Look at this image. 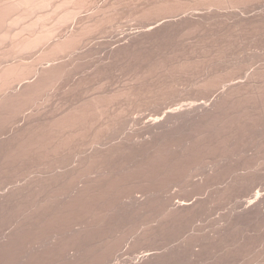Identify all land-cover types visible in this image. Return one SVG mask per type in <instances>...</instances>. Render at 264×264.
<instances>
[{
	"label": "bare ground",
	"instance_id": "6f19581e",
	"mask_svg": "<svg viewBox=\"0 0 264 264\" xmlns=\"http://www.w3.org/2000/svg\"><path fill=\"white\" fill-rule=\"evenodd\" d=\"M99 1L97 2V0H0V53H2L4 56L7 55L9 57L8 59H10V60H11V57L13 55H14L13 57L15 58V61L14 60H12L11 62L6 61L3 64L1 63L2 61L0 60L1 61L0 62V175H2L3 173H5L4 175H6L8 173L10 174L12 171L15 172L19 169H22V168L24 169L25 166L27 167V170H28L29 168L33 169V167L35 168L36 166H39L38 168H40V166L44 165V169H45V164H46L49 166V167L46 166L47 171L49 169L52 172L53 171L52 169H55V171H54L55 173L52 172L53 173L52 175L50 172L51 176L50 175L42 176V177L38 176L39 177L38 178L36 175H34L37 178L36 177L31 178V180H29L28 182L26 181L25 184H23V185H21L22 183L20 185L17 184V186L0 193V264H79V263L81 264L85 260H89V261L94 260L93 261L94 263H95V260H97L96 263L100 264V263H104V262H107L109 260H112V258H114L116 256L118 250L121 249L120 247L122 245V242H120L118 240V235L120 233L117 234L116 231H115L116 233L114 231H113L114 232L113 233L112 230L110 232L105 231V228H107V227H105V222H106L105 220H107L106 218H108V214L110 213L111 209L114 208L117 196H118L119 192L122 191L123 188H125L126 186L127 187L132 186L133 188L143 187V186H145V184L152 183L155 179H158L159 177H164V176L168 175L169 173L171 174L172 172L176 171V169H179V167L181 166L180 163H183L185 161L184 159H186L188 157L189 158L193 157L194 153H195L194 150L197 148L199 150V147H197V146H199V144H198V142H199L198 137L199 136H197L198 141H196L197 139L194 136L192 138H189V140L186 142L187 145L184 143L185 146L183 144H181L182 140H180L179 139L180 137L178 138V136L181 133H183L185 130L195 128L197 131H198V129H200V131H201V128L207 127L209 125H213L220 116H223L222 115L223 112L227 111V108L232 104V102H235L237 99V101L235 103H238L239 98H241V100H242V97H241L242 94H244L245 96L247 94L249 96L250 92L254 91V93L253 94L251 93L250 95H253V96H254V94H255V96L258 95L255 98H259L260 100L259 99H257V100H259L261 102V105L257 102L259 104L257 106V108H259V106H261L260 108L264 109V89H263L264 87L261 86V85L264 86V84H261V82H259V80L262 81V79H260V78H263V81H264V66H262L263 63H262V65H260V67L257 66L256 69L253 67L254 69H252L249 73L246 72L247 73L246 76L243 77L244 81L242 78L241 79L239 78L240 80L235 82V80L237 78H234V77L232 78V76L230 78H229V76H228V78L223 76V78H222V76H220L221 73L219 71L212 72L211 74H209L208 77L206 75H203V76H206V78L201 85L203 88L207 89L206 91H208V89L213 90V89L221 86L222 90L219 92V94H217V96H214L213 99H208L206 101L205 100L204 101L199 100V99L203 100V98H199L197 100L195 99L194 102L190 101L191 103H188L189 102L188 101L189 96H188V99L186 100V101H188L187 102L188 104L185 101L184 102L185 104L182 102L181 106H180V104H179V106H176V104L174 106L170 100V103L173 106L168 105L170 107H166L167 109H163L164 111L162 110V112H159L158 110H160L162 108L161 106H164V103H167L166 100H167V96L169 94V90L171 91V88H173L172 85H174V83H170L169 80H168L169 83L168 82L162 83L160 81V78H159L160 84L140 85V84H142L140 81V83H139L140 86L137 85V87H136L135 84H137V83H135L134 84L135 86H133L131 88L129 87L126 89L125 88L126 86H125L124 87L125 89L123 91H122L123 88L121 89L120 92L117 90L119 93L118 92L115 93L116 92V89H115V91L111 90V91H108V93L106 92L107 95H104L102 93H101V95L98 93L99 96L93 95L90 97V95H89L90 98L85 97L87 100L82 99L83 100L82 102H80V99H79L80 103H77V104H75L76 101L74 102V101H72V99L69 98V100H71L72 103L74 102V104L68 103V104H70L68 106L66 104L67 102H65V105H67V106L62 105L63 107L61 105H60L61 107L58 105H56L54 107V105H53L54 109L49 110V112L47 110V113L44 112V110L42 108L43 107L42 104H41L42 110L38 109V108L33 109L34 107H38L41 102L42 103L43 102L48 103V101L51 100L50 98L52 97L53 94L56 95L57 93H59V91H61L64 87V85H62V82H65V81H63L65 76L66 75L68 76L69 74H70V76H72L71 74H73L76 70L80 69L81 67H84L82 65L85 62L84 59L86 58L87 55H91L92 53H95V52L98 53V50H102V49H100L101 47L100 48L98 47V45H100L99 43H102V42H99L97 40L95 42L94 38H96L95 36L97 34H100V33L104 34V33L109 32V30H107L105 28V27H107L105 25L108 24L109 21H110V24H112L111 19H113V16L111 15L112 17H109V15H110L109 13H108L109 15H107L108 18L106 16V14H105L106 18H105V16L104 17L101 16L102 13L99 15V13L102 12L101 8L105 6V5H101L102 6L101 7ZM115 1H117V0H115ZM237 1H239V0H216V1H214V0H207V1L206 0H203V1L202 0H158L157 1L158 3L155 2L152 4L153 6L147 5V7H145V8L142 7L143 9L141 8V10L138 9L136 14L138 16V13H139L140 14L139 16H142L141 18H147V17L154 18L155 15H152V13L157 14V16H155L156 18L158 16H161V15H162V17L159 18V20H157L156 22H152V20H151L152 23L150 21H147L150 23L145 24L144 27L140 26V28H142V29L139 31L137 30L136 33L132 32L133 35H127L126 33H124L125 35L123 34L124 36L123 37L120 36V38L118 36V39L116 37V35H117L116 33H118V32L115 33L116 34L115 36L109 35L110 37L111 36L115 37L117 40L115 38L114 39L116 41L113 38L109 39L110 43L113 40V42L109 45L114 44L116 46H114V47L110 46L111 48L108 50L109 52H107V53L112 57V59L113 58H119L123 55H129L131 53L135 54L134 52L138 48L141 49L142 47H144L145 44L146 45L148 44L150 46L151 43L156 44V43H158V41L162 42L164 39L166 40V38L168 36H170L171 33H174V31H176V30L177 31L182 30V29L184 30L185 28L186 29H191V28L194 29V27L197 28V26H199L200 24H202L206 20H208V21H210L211 19L213 20L215 13H216V18H217L218 13L221 14L222 12L226 13V12L234 11V10L237 11L236 7H238V3H239ZM258 1H260V0H258ZM107 2H109V1H107ZM143 2H144V0H143ZM202 2L205 3V4L203 3L204 5L208 6L205 9V12H204V10H202L203 12H200L201 9L197 8L199 5L193 6L194 4L195 5L198 3L201 4ZM98 3H99V5H98ZM137 3H139V2H137ZM260 3H262V2H260ZM144 4H146V3H144ZM141 5H142V3H141ZM258 5H259V3H258ZM144 6H146V5H144ZM212 6L217 7L216 12H214L215 8ZM252 6L250 4V7H252ZM261 6H263V5H261ZM107 7L109 8V6H107ZM263 7H262V10L260 9L262 11L261 13L258 12L259 13L258 14L256 12L258 15H256V16L253 15L255 17H253V18L250 17L248 20H246L247 18L245 19L249 23V25L254 24V23H261V24L264 23V12H263L264 8ZM86 9H88L87 10L88 12L86 11ZM134 9H136V8L134 7ZM89 10H92V11H89ZM104 10H105V8L103 9V12H105ZM190 10H191V12H189ZM249 10H251V8ZM179 11H180V13H182L181 11H184L185 13H186V11H188L187 12L188 14H185L183 12V14H181L179 16V14H180L179 13L178 16H176V17H175V15L172 16L173 14L168 15L170 13H174V12L176 13ZM236 11H234V13ZM112 12H110V13H112ZM114 12L117 13L115 10H114ZM241 12L243 13V10ZM246 12H248V11L246 10ZM105 13H107V12H105ZM132 13H134V12L132 11ZM128 14H130V13L128 12ZM122 15H121V17H123ZM134 16H135V14H134ZM242 16L245 17L244 14H242ZM125 17H127V16H125ZM177 17H179V18H177ZM226 17H227V15H226ZM247 17H248V14H247ZM219 18L220 17L218 16V19ZM222 18H224V17H222ZM77 19L79 21L74 26L72 24L73 27L70 26V24L72 22L76 21ZM154 20H155V18H154ZM226 20H228V19H226ZM226 20H224V21H226ZM234 20H237V19L235 18ZM137 21H139V20H137ZM212 22L213 21H211V24L214 23V22L213 23ZM113 23H114V21H113ZM115 23H117V22H115ZM115 23H114V25H115ZM120 23H118V24H120ZM124 24H125V22H124ZM126 24H128V23H126ZM215 24H217V23L215 22ZM225 24L226 23H224V25ZM128 25H130V24H128ZM135 25H134V27H135ZM115 27H117V26H115ZM136 28H137V26H136ZM229 28H231V27H229ZM246 28H248L247 25L245 27V30H246ZM116 29H118V28H116ZM128 29H129V26H128ZM132 29H133V27H132ZM205 29H207V28L205 27ZM113 30L115 31L114 28H113ZM198 31H200V30L198 29ZM219 31H220V29H219ZM236 31H239V30H236ZM228 33H230V32H228ZM235 33H237V32H235ZM119 35H121V34H119ZM220 35L221 34H219V36ZM236 35H234V36H236ZM127 36H129V37H127ZM174 36H176V35H174ZM195 36H196V34H195ZM203 36H205V35H203ZM108 37H105V38L108 39ZM249 37H250V35H249ZM208 38H209V36H208ZM92 39L94 41V42L91 41L93 44L90 43L91 44L90 46H89V44H87V46H86V43L89 42L88 40H92ZM107 39L106 40L103 39L105 44H103V43H102L103 45L101 44L102 48L104 46H106V48H104V50L108 49V47H109V45H107L109 43L108 42L109 40H107ZM187 39H185V40H187ZM98 40H100V39L98 38ZM217 40H218V38H217ZM105 41H107L108 43H106ZM215 41H216V39H215ZM254 41H255V39H254ZM252 42H253V40H252ZM255 42H257V41H255ZM202 44L204 45V43H202ZM260 44H261V42H260ZM197 45H198V42H197ZM257 45H259V44H257ZM86 47H88V48H86ZM150 48H151V46H150ZM157 48H158V46H157ZM251 48H253V46ZM186 49H188V48H186ZM214 49H215V47H214ZM155 50H156V48H155ZM193 50L195 51L196 49H193ZM197 50H198V48H197ZM205 50H206V48H205ZM256 50H257V47H256ZM105 51H107V50H105ZM105 51H104V53H106ZM224 51H226V50H224ZM99 52H101V51H99ZM137 52H138V50H137ZM219 52H221V51H219ZM238 52H240V50ZM246 52L248 54V51H246ZM257 53L259 54V51ZM15 54L16 55L18 54V56L20 54L21 57L19 56L20 58L18 60H16L17 56L15 57ZM21 54L23 55V58H22ZM25 54L29 55L28 57H30V58H32V57L34 58V56H35V58L32 61L28 58V60H30V61L26 62L24 60ZM140 54H142V53H140ZM199 54H201V53H199ZM26 55H25V57H26ZM107 55H105V56H107ZM207 55H208V53H207ZM228 55H230V54H228ZM253 55H256V54L254 53ZM194 56L196 57L195 54H194ZM209 56L211 57V55H209ZM216 56H217V54H216ZM258 56H260V54ZM1 57L3 58V56H1ZM178 57H180V56H178ZM5 58H7V57H5ZM14 58H12V59H14ZM121 58H123V57H121ZM146 58H147V56H146ZM228 58H230V57H228ZM232 58H234V57H232ZM252 58H253V56H252ZM263 58H264V56H263ZM8 59H6V60H8ZM156 59H158V58H156ZM219 59H222L221 56H219L218 60ZM235 59L238 60L237 57ZM255 59H256V57H255ZM261 59H262V57H261ZM86 60H88V59H86ZM166 60H168V59H166ZM174 60H175V58H174ZM189 60H190V57H189ZM206 60H208V59H206ZM250 60H251V58H250ZM250 60H249V62H250ZM186 61H188V60H186ZM224 61H223V63H224ZM243 61H244V59H243ZM7 62H9V63H7ZM117 62H119V61H117ZM193 62L194 61H192V62L189 61L187 63V65H189V63L193 64ZM197 62H198V60H197ZM199 62H201V61H199ZM228 62H233V61H228ZM259 62H260V60H259ZM157 63H158V61H157ZM181 64L182 65H180V66H184L183 64H185V67L179 68L178 66H176L175 68L178 67L177 68L178 70L182 69L180 71V73L184 74V71L186 70L185 72H187V70L190 68V66L195 65L196 62L193 65L190 64L189 67L186 65V63H181ZM110 65H111V63H110ZM124 65H127V64H124ZM202 65H204L203 62H202ZM235 65L238 66L239 63L238 64L235 63ZM235 65H234V67H235ZM252 65H255V64H252ZM220 66L222 67V65H220ZM205 67H206V65H205ZM109 68H110V66H109ZM143 68H145V67H143ZM151 68H154V67H151ZM175 68L172 67L173 70H175ZM186 68H188V69H186ZM193 68H194V66H193ZM238 68H240V67L238 66ZM248 68H250V67H248ZM213 69H211V71ZM147 70H149V69H147ZM168 70L164 71V72H167V74L169 73V75H172V76L174 75V72H175V74H180V73H178L179 72L178 70H175L173 73L171 70H169V71ZM229 70H230V68H229ZM111 71H112V69H111ZM152 71L153 70H151L150 72H152ZM204 71H206V70H204ZM226 71L227 70H225V72ZM154 72L156 73V71H154ZM239 72H242V71H239ZM126 73H127V71H126ZM205 73H203V74H205ZM78 74H80V72ZM147 74H148V72H147ZM147 74H146V76H147ZM200 74H201V72H200ZM231 74H233L232 71H231ZM111 75L112 74H110V76ZM161 75H162V73L160 74V77H161ZM223 75H225V74H223ZM128 76H130V74ZM157 76H159V75H157ZM77 77H79V76H77ZM99 77H100V75H99ZM73 78H75V77H73ZM186 78H187V76H186ZM202 78L204 79V77H202ZM156 79H158V78L156 77ZM156 79H155V81H156ZM213 79H215V81H213ZM67 80H68V77H67ZM72 80L69 77V80H68V81H70L69 86H70V83L73 82V84H71V89L75 90V89L79 88L80 86L83 87V85H84L83 79L78 81V82H75V83ZM111 80H112V78H111ZM197 80H198V78H197ZM102 81H103V79H102ZM163 82H164V80H163ZM226 82H230V83L226 84ZM96 83H97V81H96ZM98 83H99V80H98ZM144 83L147 84L146 81ZM95 85H94V87H95ZM188 85H189V83H188ZM190 85H191V83H190ZM199 85H200V83H199ZM99 87H100V85H99ZM199 87H201V86H199ZM83 88H85V87H83ZM175 89H177V87ZM199 89H198V91H199ZM185 90H189V89L187 88ZM194 90H196V89H194ZM84 91L86 92L85 89H84ZM112 91L114 92V94ZM183 92H184V90H183ZM209 92H210V90H209ZM209 92H207V93H209ZM247 92H249V93H247ZM71 93H72V91H71ZM74 93H75V91H74ZM82 93H84V92H82ZM90 93H91V91H90ZM200 93H201V90H200ZM216 93H217V91H216ZM172 94H173V92H172ZM175 94H176V91H175ZM184 95H186V94H184ZM119 96L126 97L128 102L126 101V99H125V101L127 102L128 106L129 105L135 106L136 104H139L138 102L140 100L142 101L143 97L144 98L146 97L147 100L149 99L148 101L146 100L147 103L149 102V104L161 105L160 106L161 108L159 107L160 109L157 107V109H158L157 111L160 114L158 113V114L154 115L153 117L151 116L150 119L145 120V116H144V118H143V116L141 118L140 117L141 114L138 112L140 115L138 117L136 116L135 118H133L134 114H133V116L130 114V116H132L130 119L131 121H130V120H128L129 119L128 114H126V113L127 112L131 113V111H128L127 110L128 108H126V106L122 107L124 109H122L120 107L121 110L119 108L118 112L116 109V112L113 111L111 113H108L111 110V108H110L109 111L105 113V111L107 109L106 107L110 103H112L114 101V99L116 100L117 97L119 98ZM170 96H171V93H170ZM170 96L168 98H170ZM207 96H208V94H207ZM245 96H243V97H245ZM180 97H181V95H180ZM196 97H197V94H196ZM184 99H186V98H184ZM143 100L145 101V99H143ZM57 101H56V103H57ZM68 102H70V101H68ZM126 102H124V103H126ZM129 102H130V104H129ZM235 103H233V106H235ZM244 103H245V101H244ZM118 105H120V104H118ZM122 105L124 106V104H122ZM155 105H153V106H155ZM110 107H111V105H110ZM30 108L32 109L31 111L29 110ZM132 108L133 107L129 108V110ZM149 108H150V106H149ZM113 109H114V107H113ZM141 109H144V108H141ZM153 109H156V108H152V110ZM146 110H148V109H146ZM230 110L233 111V108L230 107ZM136 111H138V110H136ZM142 112H144V111H142ZM138 113H136V114H138ZM125 114L127 115L128 119H126ZM232 114H233V112H232ZM21 115L23 116V120L17 121V119ZM105 115H106V117H104ZM261 115H263V114H261ZM22 116L20 117L21 119H22ZM148 117H150V116H148ZM261 120H263V119H261ZM130 122L134 123V124H132L133 126H131L132 128H130L131 131H129V134L126 135L125 138H123L119 142H115L114 144H112V143L109 144L110 143L109 142V143H107L109 145H106L105 141H104L105 143H103V140L106 137H108L110 135V133H112V132L118 133L120 130L121 131L124 130V128L130 124ZM12 123H17L16 127L13 126V127H15L13 130H11V127L9 126ZM238 123H240V122H238ZM7 126L10 127V130H11L10 133H9V131H8V133L4 132V130L9 129V128H6ZM255 126H256V124H255ZM259 129H260V127H259ZM126 132H128V130ZM113 133L111 134L112 136L114 135ZM86 135H88V138H89V135H92L93 140L92 141L90 140V141L92 142V145H94V146H91L93 148L90 149V151L85 152L82 157L80 156L81 158L79 157V159H77V162L72 167L69 168V166H71L72 163L70 164L71 161H68V157H67V155L69 154L68 151H71V149L72 148L74 149V147L76 148L77 145L80 144V142H79V141H81L80 139L84 140ZM237 135L238 134H236V136ZM242 135H244V134H242ZM115 136H116V134H115ZM200 136H202L201 132H200ZM116 138L118 139V137H116ZM178 139H179L180 143H179ZM107 140H109V139H107ZM202 140H204V139H202ZM85 141H86V139H85ZM183 142H185V141H183ZM85 143L87 144V142H85ZM81 144H82V142H81ZM89 144L91 145L90 142H89ZM256 146H257V144H256ZM69 148H70V150H68ZM79 148H80V145H79ZM88 148H90V147H88ZM210 148H211V146H210ZM77 149H78V147H77ZM80 149H82V147ZM75 151H76V149H75ZM75 151L73 152V150H72V152H70V155H71V153L72 154L75 153V155H76L77 151L76 152ZM84 151H86V149ZM228 152L230 153V151H228ZM242 152H243V150H242ZM81 153L82 152H80L79 154H81ZM77 155H78V153H77ZM71 157H72V155L70 156V158ZM219 158H220V156H219ZM262 161L263 160H261V162ZM68 162H69V164H68L69 166L68 165L66 166V164ZM245 162H246V160H245ZM221 163H223V161ZM178 164H179V167L177 166ZM26 167H25V169H26ZM233 167H235V166H233ZM59 168H64V169L59 171ZM220 168H222V167H220ZM25 169H24V171H25ZM30 169H29V171L31 172ZM36 169H37V167H36ZM42 169L43 168H41V170ZM198 169H200V168H198ZM193 170H195V169H192V171ZM214 170H216V169H214ZM22 171L23 170H20V172H22ZM26 172H28V171H26ZM180 172H182V171H180ZM15 174H19V172L15 173ZM23 174H24V172H23ZM188 174H189V172H188ZM194 174H196V173L194 172ZM206 174H207V172H206ZM29 175H32V173ZM225 175H227V174H225ZM15 176H17V175H15ZM180 176H182V175H180ZM2 177L0 178L1 180H2ZM203 177H205V176H203ZM208 177H209V175H208ZM230 177H232V176H230ZM195 178H196V176H195ZM191 180H192V178H191ZM261 180H263V179H261ZM188 181L189 180H187L186 182H188ZM239 181H241V179ZM228 182L229 181H227V183ZM235 183H236V181H235ZM179 184H181V183H179ZM176 185H177V183H176ZM234 186H236V185H234ZM132 187H130V188H132ZM155 187H157V186H155ZM6 188H8V187H6ZM167 188H169V187H167ZM228 189H229V187H228ZM132 190L134 191V189H132ZM166 191H168V190H166ZM161 192L163 193L162 189H161ZM221 193H219V194L221 195ZM236 193H237V191H236ZM132 194H133V192L131 193V195ZM134 194H136V192ZM231 194H233V193H231ZM140 195H141V193H140ZM164 195H166V194H164ZM262 195L263 194H261V196ZM139 196H136V197H139ZM158 196L155 197L150 192L146 193V196L143 198H141V197L140 198H136V197L132 198L133 195L130 196L131 202H129V203H132V206H130L129 204L128 205L131 207L130 209L133 212V213L132 212L131 213L132 214L136 213L139 216L144 215V213L148 214L149 210L150 209L152 210V207L155 206V204L157 203V206H159V205L161 206L160 208L162 209V215L164 216L165 219L169 218V220L172 219L173 222L178 223V222L185 221L187 219L190 220V218L192 219V217L195 216L197 214V212L201 211L202 208L205 209V205H207V204H205L206 202H203L202 200L198 201V202L195 201L196 203L192 202L191 204L190 203L187 204V200H181V201H177V203L174 205L171 203L172 202L171 197L170 198L166 197V196L161 197V195H160L159 197H161V198H158ZM169 196H170V194H169ZM261 196L255 195L254 197L256 199L255 198L254 199L256 201L255 200L252 201L253 203L255 202L254 205L252 206V204L250 202L251 207H248L247 206L249 204V202H248V204H246L247 207L246 206L244 207V209L245 208H247V209L246 210L243 209V211L239 217L242 218V217H244V215L245 216L249 215V217H250V215H252L251 217H253V214L254 215L260 214V212L263 211V209H264V198H261ZM123 197H124V195H123ZM218 197H219V195H218ZM155 199H157V201H159L160 203L158 204V202H156ZM216 199H217V197H216ZM228 199H229V197H228ZM214 201H215V199H214ZM171 204H172V207H171ZM204 209H203V211H204ZM261 214H262V212H261ZM256 216H258V215H256ZM157 217H158V215H157ZM137 219H138V217H137ZM229 220L231 221V218ZM167 221H168V219H167ZM196 221H197V219H196ZM111 222H113V221H111ZM261 222H263V220ZM190 223H192V222H190ZM236 225L237 224H235L234 227H236ZM257 225H258V223H257ZM172 226H173V224H172ZM222 226H223V224H222ZM115 228H116V226H115ZM143 228H145V227H143ZM218 228H217V232H218ZM220 228H221V226H220ZM247 228H248V226H247ZM207 229L209 230V228H207ZM116 230H117V228H116ZM123 230H124V228H123ZM192 230H194V229H192ZM225 230H226V226H225ZM244 230H245V228H244ZM175 231H177V230H175ZM170 232H172V231H170ZM204 233H206V232H204ZM159 234H161V233H159ZM167 234H165V235H167ZM199 234H200V232H199ZM214 234H215V232H214ZM229 234H230V232H229ZM189 236H191V235H189ZM203 236H205V235H203ZM193 237L190 240L188 238V241H185V242L182 241L183 243L180 245H178V243H177V247L172 248V249L170 248V250L168 252L165 249H164V251L160 250V252L162 251L161 253L159 251H157L158 256H159V253L162 255V256L160 255L159 258L156 255L157 258L159 260H161L160 263L161 264H164L165 262L168 263V262L174 260L175 258H178L182 252L185 253L184 250H188V249L190 250L192 247L195 246V244L197 242L201 241L199 238H197V237L193 238ZM247 237H248V235H247ZM215 238H216V236H215ZM164 239H165V237H164ZM180 239H182V238H180ZM240 239H241V237H240ZM150 240H152L151 235L144 233V235H142V237L135 240V242L133 244H134V247H136V246L141 247L143 245L147 246V243ZM233 241H234V239H233ZM160 242H161V240H160ZM155 244H157V243H155ZM198 244H200V243H198ZM234 244H235V242H234ZM251 247H253V246H251ZM194 248H196V247H194ZM147 250H149V251H147ZM147 250L145 252L146 254L144 253L142 256L140 255L141 257H140L139 263L135 262L136 264H155V262L153 263V261L156 260V258H155L156 256L154 254L156 252H153L154 249H150V248ZM165 251H166V253H165ZM249 251H251V250H249ZM200 252H202V251H200ZM153 256H155L154 260H152ZM193 256H194V253H193ZM228 257H229V255H228ZM250 257H249V259H250ZM55 258H57V259H55ZM202 258H203V256H202ZM158 259L156 261V264H160ZM260 261H262V260H260ZM110 262H112V261H109L108 263H110ZM245 263H247V262L245 261ZM182 264H183V262H182ZM213 264H215V263H213ZM225 264H226V262H225Z\"/></svg>",
	"mask_w": 264,
	"mask_h": 264
},
{
	"label": "rangeland",
	"instance_id": "374dc122",
	"mask_svg": "<svg viewBox=\"0 0 264 264\" xmlns=\"http://www.w3.org/2000/svg\"><path fill=\"white\" fill-rule=\"evenodd\" d=\"M99 0H97L98 2ZM109 1V2H107ZM113 1V2H112ZM146 1V2H145ZM151 1V2H150ZM153 1V2H152ZM158 0H100L99 3H100V6L101 5H105L104 7L101 8V11L99 13V15L101 14V16H106L109 15V17H112L113 16V19H111V23L110 24V21L108 22V24H106L105 27L107 30H109L108 33H100V34H97L95 37L97 38H94L95 42L96 40L99 41V42H102L103 44L104 40H106L107 38L105 37H108L109 35H113L115 36L116 34V37L118 39V36L120 38L123 37L126 33L127 35H133L132 32L136 33L137 30H141L142 28L141 27H144L145 24H149L152 20V22H156L157 20H159V18L162 17L161 16H158L157 18L155 16H157L156 13H152V15H155L154 18L152 17H147V18H141L142 16H139L140 14L138 13V16H137V10H141V8H145L147 7V5L151 6L153 3L157 2ZM203 1V0H202ZM207 1V0H206ZM216 1V0H214ZM243 1V2H242ZM250 1V2H249ZM134 2V3H133ZM139 2V3H137ZM149 2V3H148ZM205 2V1H204ZM202 2L201 4H194L193 6H197L199 5L197 8L201 9L200 12H203L202 10H204L205 12V9L208 7L206 5H204L205 3ZM239 2L238 3V7H236L237 11L234 13V11H229V12H222L221 14H217V18H216V13H215V16L213 18V20L211 19L210 21L206 20L204 21L202 24H200L199 26L191 28V29H182V30H179V31H174V33H171L170 36H168L166 38V40L162 41V42H159L158 43H149L150 46L147 44L144 45V47H142L141 49L138 48V52L137 50H135V54H129V55H123L119 58H113L107 53L109 52L108 50L113 46H116V45H109L113 42L110 43V38H115V37H108L107 40H109L108 42L105 41L106 43H108L107 45H109L108 49H105L107 51L104 50V48H106V46H104L102 48V43H99L100 45H98V47L102 50H98V53H92L91 55H87L86 58L84 59V63L82 66H86L85 68L84 67H81L80 69L76 70L73 74H71L72 76H70V74L67 76H65L64 80L65 82H62V85H64L63 89L61 91H59V93H57L56 95L53 94L52 97L50 98L51 100L48 101V103H40L38 107H34L33 109H41V104H42V108L44 110V112L47 113V110L49 112V110H53V105L54 107L56 105L58 106H62V105H65V102H67L66 104L69 106L72 101H76L75 104L77 103H80L82 102L83 100L82 99H86V98H90L91 96H99V94L101 95L104 94V95H107L108 91H111V90H114L116 89V92L117 93L118 91L120 92L121 89L122 91L126 88H131L133 86L137 85L140 86V85H155V84H160V81L162 83H174L173 88H171V91L169 90V94L167 96V103H164V106H161V105H155V104H149V102L147 103L146 100L147 98L143 97L142 98V101L140 100L138 103L139 104H136L135 106H131L127 104L128 100L126 99V97H122V96H119V98L116 100L114 99V101L112 103H110L106 108V112L109 111V109L111 108V110L108 112V113H111V112H116V109H117V112H118V109L121 107H125L128 108L127 110L128 111H131V113L127 112L126 114H128V118H127V115L125 116L126 119L130 120L131 117L133 116V118H135L136 116L138 117L140 114V117L144 118L145 116V120L147 119H150L151 116L153 117L154 115L158 114L159 112H162L163 109H167L166 107H170V106H180L182 105V102L184 103L187 99H188V96H189V99L188 101H186V103H191V102H194V100L196 99H199V98H203L202 99H199L200 101H206L208 99H213L214 96H217V94H219V92L222 90L221 89V86H219L218 88H215V89H208V91H206L207 89L203 88L202 87V83L203 81L205 80L206 76L208 77L209 74H211L212 72H215V71H219L221 73L220 76H225L229 78L232 76V78H237L235 80L238 81L240 80L241 78L243 79L244 81V76H246L247 73H249L252 69H256L257 66L260 67V65H263L264 66V23H254V24H251L249 25V23L246 21L248 20L250 17H255L256 15H258L259 13L258 12H262V7L264 6V1L263 0H239L237 1ZM242 4H241V3ZM246 4H245V3ZM262 2V3H260ZM98 3V5H99ZM124 3V4H123ZM142 3V5H141ZM146 3V4H144ZM158 3V2H157ZM204 3V4H203ZM259 3V5H258ZM118 6H116V5ZM137 4V5H136ZM173 4V3H172ZM245 6H244V5ZM250 4L252 7H250ZM127 5V6H126ZM140 5V6H139ZM146 5V6H144ZM249 5V6H248ZM256 5V6H255ZM263 5V6H261ZM109 6V8L107 7ZM123 6V7H122ZM153 6V5H152ZM206 6V7H205ZM261 6V7H260ZM114 7V8H113ZM117 7V8H116ZM131 7V8H130ZM134 7L136 9H134ZM215 8V11L216 12V6H212ZM241 7V8H240ZM245 7V8H244ZM92 8V7H91ZM105 8V12H103V9ZM142 8V9H143ZM213 8V9H214ZM243 8V9H242ZM251 8V10H249ZM264 8V7H263ZM111 11H110V10ZM130 9V10H129ZM136 11H134V10ZM241 9V10H240ZM261 9V10H260ZM88 9H86L87 11ZM114 10L117 12L115 13ZM128 10V11H127ZM226 10V9H225ZM240 10V11H239ZM243 10V13L241 12ZM246 10L248 12H246ZM264 10V9H263ZM89 11H92V10H89ZM109 11V12H108ZM113 11V12H112ZM131 11V12H130ZM132 11L134 13H132ZM239 11V12H238ZM88 12V11H87ZM86 12V13H87ZM112 12V13H110ZM128 12L130 14H128ZM182 13L179 12H174V13H170L168 15H172L175 17L183 14L184 11H181ZM188 11H186L185 14H188L187 13ZM191 12V10L189 11ZM233 12V13H232ZM251 12V13H250ZM258 14H257V13ZM264 12V11H263ZM109 13V14H108ZM125 15H124V14ZM231 13V14H230ZM238 15H237V14ZM248 14V17H247V14ZM114 14V15H113ZM123 14V15H122ZM135 14V16H134ZM184 14V15H185ZM190 14V13H189ZM235 16H233V15ZM242 14L245 15L242 16ZM250 14V15H249ZM112 15V16H111ZM121 15L123 17H121ZM132 17H130V16ZM221 15V16H220ZM227 15V17H226ZM255 15V16H253ZM105 16V18H106ZM115 16V17H114ZM127 16V17H125ZM218 16L220 17L218 19ZM240 18H239V17ZM120 17V18H119ZM224 17V18H222ZM233 17V18H232ZM243 17V18H242ZM108 18V16H107ZM117 18V19H116ZM137 18V19H136ZM179 18V17H177ZM237 19V20H234V19ZM247 18V19H246ZM122 19V20H121ZM124 19V20H123ZM228 19V20H226ZM233 21H232V20ZM246 19V20H245ZM139 20V21H137ZM218 20V21H217ZM220 20V21H219ZM226 20V21H224ZM79 20L77 19L76 21L72 22L70 24V26H73L78 22ZM115 25H114V23ZM119 21V22H118ZM122 21V22H121ZM125 24H124V22ZM127 21V22H126ZM133 21V22H132ZM137 21V22H136ZM141 21V22H140ZM147 21H150V22H147ZM211 21H213L211 24ZM237 21V22H236ZM239 21V22H238ZM242 21V22H241ZM246 23H245V22ZM121 22V23H120ZM143 22V23H142ZM145 22V23H144ZM151 22V23H152ZM215 22L218 24H215ZM235 22V23H234ZM120 23V24H118ZM130 25H128V24ZM133 23V24H132ZM139 23V24H138ZM142 23V24H141ZM224 23H226L224 25ZM230 23V24H229ZM245 23V24H244ZM118 24V25H117ZM136 24V25H135ZM138 24V25H137ZM205 24V25H204ZM221 24V25H220ZM229 24V25H228ZM235 24V25H234ZM238 24V25H237ZM243 24V25H242ZM259 24V25H258ZM122 27H121V26ZM135 25V27H134ZM231 25V26H230ZM246 25L248 26V28H246L245 30V27ZM72 26V27H73ZM114 26V27H113ZM117 26V27H115ZM119 26V27H118ZM128 26H129V29H128ZM137 26V28H136ZM221 26V27H220ZM241 26V27H240ZM110 27V28H109ZM112 27V28H111ZM125 29H124V28ZM133 27V29H132ZM205 27L207 29H205ZM211 27V28H210ZM231 27V28H229ZM113 28L115 29V31L113 30ZM118 28V29H116ZM122 28V29H121ZM251 28V29H250ZM254 28V29H253ZM261 28V29H260ZM67 29V28H66ZM128 29V30H127ZM135 29V30H134ZM198 29L200 31H198ZM202 29V30H201ZM220 29V31H219ZM233 29V30H232ZM256 29V30H255ZM113 30V31H112ZM122 30V31H121ZM127 30V31H126ZM212 30V31H211ZM214 30V31H213ZM231 30V31H230ZM236 30H239V31H236ZM190 31V32H189ZM204 31V32H203ZM209 31V32H208ZM118 32V33H116ZM208 32V33H207ZM223 32V33H222ZM226 32V33H225ZM230 32V33H228ZM234 32V33H233ZM237 32V33H235ZM244 32V33H243ZM111 33V34H110ZM116 33V34H115ZM183 33V34H182ZM188 33V34H187ZM192 33V34H191ZM194 33V34H193ZM218 33V34H217ZM225 33V34H224ZM232 33V34H231ZM242 33V34H241ZM248 33V34H247ZM251 33V34H250ZM103 34V35H102ZM121 34V35H119ZM124 34V35H123ZM196 34V36H195ZM208 34V35H207ZM210 34V35H209ZM212 34V35H211ZM215 34V35H214ZM219 34H221L219 36ZM237 34V35H236ZM239 34V35H238ZM255 34V35H254ZM176 35V36H174ZM179 35V36H178ZM205 35V36H203ZM214 35V36H213ZM218 35V36H217ZM225 35V36H224ZM229 35V36H228ZM236 35V36H234ZM247 35V36H246ZM250 35V37H249ZM182 36V37H181ZM200 36V37H199ZM203 36V37H202ZM209 36V38H208ZM129 37V36H127ZM212 37V38H211ZM229 37V38H228ZM241 37V38H240ZM98 38L100 40H98ZM102 38V39H101ZM169 38V39H168ZM175 38V39H174ZM188 38V39H187ZM211 38V39H210ZM218 38V40H217ZM228 38V39H227ZM244 38V39H243ZM250 38V39H249ZM116 39V38H115ZM114 39V40H115ZM116 39V40H117ZM181 39V40H180ZM187 39V40H185ZM210 39V40H209ZM216 39V41H215ZM224 39V40H223ZM227 39V40H226ZM231 39V40H230ZM243 39V40H242ZM257 41L255 42L254 41ZM262 39V40H261ZM115 40V41H116ZM171 42H170V41ZM177 40V41H176ZM180 40V41H179ZM253 40V42H252ZM89 41V42H88ZM86 43V46L87 44H89V46L91 44H93L91 41L92 40H88ZM93 41V42H94ZM114 41V42H115ZM173 41V42H172ZM175 41V42H174ZM184 41V42H183ZM186 41V42H185ZM229 41V42H228ZM239 41V42H238ZM245 41V42H244ZM248 41V42H247ZM263 41V42H262ZM164 42V43H163ZM168 42V43H167ZM192 42V43H191ZM197 42H198V45H197ZM201 42V43H200ZM208 44H207V43ZM213 42V43H212ZM226 42V43H225ZM228 42V43H227ZM261 42V44H260ZM91 43V44H90ZM166 43V44H165ZM204 43V45L202 44ZM220 43V44H219ZM237 43V44H236ZM246 43V44H245ZM250 43V44H249ZM102 44V45H101ZM159 44V45H158ZM173 44V45H172ZM177 44V45H176ZM182 44V45H181ZM187 44V45H186ZM191 44V45H190ZM213 44V45H212ZM259 44V45H257ZM180 45V46H179ZM209 45V46H208ZM212 45V46H211ZM229 45V46H228ZM232 45V46H231ZM246 45V46H245ZM88 46V47H89ZM111 46V47H110ZM158 46V48H157ZM169 46V47H168ZM175 46V47H174ZM198 46V47H197ZM218 46V47H217ZM227 46V47H226ZM237 46V47H236ZM240 46V47H239ZM244 46V47H243ZM249 46V47H248ZM253 46V48H251ZM86 47V48H88ZM174 47V48H173ZM192 47V48H191ZM215 47V49H214ZM235 47V48H234ZM248 47V48H247ZM256 47H257V50H256ZM259 47V48H258ZM263 47V48H262ZM156 48V50H155ZM164 48V49H163ZM173 48V49H172ZM188 48V49H186ZM198 48V50H197ZM201 48V49H200ZM206 48V50H205ZM218 48V49H217ZM230 48V49H229ZM233 48V49H232ZM147 51H146V50ZM149 49V50H148ZM154 49V50H153ZM193 49H196L195 51ZM204 49V50H203ZM228 49V50H227ZM236 49V50H235ZM263 49V50H262ZM164 52H163V51ZM189 50V51H188ZM191 50V51H190ZM226 50V51H224ZM240 50V52H238ZM254 50V51H253ZM259 51V54L260 56H258L259 54L256 52ZM261 50V51H260ZM101 51V52H99ZM104 51L106 53H104ZM154 51V52H153ZM160 51V52H159ZM179 51V52H178ZM199 51V52H198ZM221 51V52H219ZM233 51V52H232ZM248 51V54L247 52ZM250 51V52H249ZM169 52V53H168ZM173 52V53H172ZM223 52V53H222ZM225 52V53H224ZM256 55H253L254 53ZM142 53V54H140ZM148 53V54H147ZM160 53V54H159ZM190 53V54H189ZM196 55V57L194 56V54ZM201 53V54H199ZM205 53V54H204ZM208 53V55H207ZM220 53V54H219ZM232 53V54H231ZM94 54V55H93ZM108 54V55H107ZM147 54V55H146ZM162 54V55H161ZM165 54V55H164ZM177 54V55H176ZM215 54V55H214ZM217 54V56H216ZM230 54V55H228ZM1 56H3V58L0 56V61L2 64L6 61H9L11 62L12 60L15 61V58L12 56L11 57V60L8 59L9 57L7 55H3L2 53H0ZM22 55V54H21ZM26 55V54H25ZM24 55V60L26 62H29L30 60L32 61L34 58H30L28 57L29 55H26L25 57ZM107 55V56H105ZM156 55V56H155ZM170 55V56H169ZM172 55V56H171ZM183 55V56H182ZM202 55V56H201ZM211 55V57L209 56ZM221 56L222 59H219V56ZM240 57H239V56ZM253 58H252V56ZM17 56V57H16ZM20 56V54H19ZM18 56V54L16 55L15 54V57L17 58L16 60H18L20 57ZM89 56V57H88ZM91 56V57H90ZM110 56V57H109ZM143 58H142V57ZM147 56V58H146ZM176 56V57H175ZM180 56V57H178ZM209 56V57H208ZM213 56V57H212ZM216 58H215V57ZM224 58H223V57ZM242 56V57H241ZM7 57V58H5ZM88 57V58H87ZM101 57V58H100ZM104 57V58H103ZM141 59H140V58ZM151 57V58H150ZM160 57V58H159ZM189 57H190V60H189ZM230 57V58H228ZM234 57V58H232ZM237 57L238 60H236L235 58ZM244 57V58H243ZM247 59H246V58ZM251 60H250V58ZM256 57V59H255ZM262 57V59H261ZM14 58V59H12ZM22 58H23V55H22ZM27 60H26V59ZM28 58L30 60H28ZM93 58V59H92ZM134 58V59H133ZM150 58V59H149ZM155 58V59H154ZM158 58V59H156ZM175 58V60H174ZM200 58V59H199ZM8 59V60H6ZM88 59V60H86ZM123 59V60H122ZM133 59V60H132ZM140 59V60H139ZM143 59V60H142ZM168 59V60H166ZM170 59V60H169ZM173 59V60H172ZM185 59V60H184ZM208 59V60H206ZM216 59V60H215ZM228 59V60H227ZM232 59V60H231ZM242 59V60H241ZM244 59V61H243ZM250 62H249V60ZM100 60V61H99ZM125 60V61H124ZM131 60V61H130ZM137 60V61H136ZM181 60V61H180ZM188 60V61H186ZM198 60V62H197ZM225 60V61H224ZM236 60V61H235ZM253 60V61H252ZM256 60V61H255ZM260 60V62H259ZM119 61V62H117ZM146 63H145V62ZM158 61V63H157ZM178 61V62H177ZM186 61V62H185ZM189 61H194L193 64L196 62L195 65H193L192 63H189V65H193V66H190V68H186L188 69L187 72L184 71V74H181L180 70H178L177 68L179 67H185V64H183L184 66H180L182 65L181 63H187ZM201 61V62H199ZM215 61V62H214ZM219 63H218V62ZM224 61V63H223ZM228 61H233V62H228ZM258 61V62H257ZM7 62V63H9ZM139 62V63H138ZM181 62V63H180ZM202 62L204 65H202ZM210 62V63H209ZM244 62V63H243ZM247 62V63H246ZM254 62V63H253ZM109 63V64H108ZM111 63V65H110ZM114 63V64H113ZM116 63V64H115ZM149 63V64H148ZM176 63V64H175ZM201 63V64H200ZM218 63V64H217ZM227 63V64H226ZM229 63V64H228ZM235 63H239V67L241 68H238L237 65H235ZM257 63V64H256ZM85 64V65H84ZM106 64V65H105ZM119 64V65H118ZM124 64H127V65H124ZM142 64V65H141ZM198 64V65H197ZM211 64V65H210ZM250 64V65H249ZM252 64H255V65H252ZM91 65V66H90ZM110 68H109V66ZM117 65V66H116ZM159 65V66H158ZM162 65V66H161ZM189 65H187L189 67ZM202 65V66H201ZM206 65V67H205ZM215 67H214V66ZM222 65V67L220 66ZM227 65V66H226ZM235 65V67H234ZM246 65V66H245ZM249 65V66H248ZM102 66V67H101ZM119 66V67H118ZM176 66H178L177 68H175ZM186 66V67H187ZM211 66V67H210ZM220 66V67H219ZM230 66V67H229ZM243 66V67H242ZM245 66V67H244ZM252 66V67H251ZM115 67V68H114ZM118 67V68H117ZM127 67V68H126ZM134 67V68H133ZM145 67V68H143ZM151 67H154V68H151ZM158 67V68H157ZM169 67V68H168ZM172 67L175 68V70H178L180 74H175V70L172 69ZM196 67V68H195ZM250 67V68H248ZM254 67V68H253ZM84 68V69H83ZM117 68V69H116ZM123 68V69H122ZM161 68V69H160ZM165 68V69H164ZM205 68V69H204ZM214 68V69H213ZM230 68V70H229ZM238 68V69H237ZM103 69V70H102ZM112 69V71H111ZM116 69V70H115ZM122 69V70H121ZM149 69V70H147ZM171 70L172 73L174 72V75H169V73L167 74V72H164V71H167V70ZM185 69V68H184ZM183 69V70H184ZM196 69V70H195ZM198 69V70H197ZM209 69V70H208ZM211 69H213L211 71ZM240 69V70H239ZM246 71H245V70ZM105 70V71H104ZM121 72H120V71ZM130 70V71H129ZM132 70V71H131ZM151 70H153L152 72H150ZM160 72H159V71ZM168 70V71H169ZM206 70V71H204ZM225 70H227L225 72ZM244 70V71H243ZM78 71V72H77ZM86 71V72H85ZM114 71V72H113ZM124 71V72H123ZM127 71V73H126ZM156 71V73L154 72ZM204 71V72H203ZM224 71V72H223ZM231 71L233 74H231ZM237 71V72H236ZM239 71H242V72H239ZM80 72V74H78ZM83 72V73H82ZM148 72V74H147ZM158 72V73H157ZM189 72V73H188ZM201 72V74H200ZM206 72V73H205ZM247 72V73H246ZM76 73V74H75ZM86 73V74H85ZM97 73V74H96ZM114 73V74H113ZM124 73V74H123ZM141 73V74H140ZM153 73V74H152ZM162 73L161 77H160V74ZM165 73V74H164ZM187 73V74H186ZM195 73V74H194ZM205 73V74H203ZM78 74V75H77ZM110 74H112L110 76ZM127 74V75H126ZM130 74V76H128ZM147 74V76H146ZM199 74V75H198ZM225 74V75H223ZM228 74V75H227ZM79 77H77V76ZM86 75V76H85ZM100 75V77H99ZM106 75V76H105ZM145 75V76H144ZM159 75V76H157ZM203 75H206V76H203ZM239 77H238V76ZM83 76V77H82ZM85 76V77H84ZM89 76V77H88ZM139 76V77H138ZM163 76V77H162ZM169 76V77H168ZM175 76V77H174ZM187 76V78H186ZM191 76V77H190ZM196 76V77H195ZM200 76V77H199ZM67 77H68V80H69V77L72 81L75 82H78L80 80L83 79L84 81V85L83 88L82 86H80L79 88L77 89H71V84H73V82L70 83V86H69V82L67 80ZM75 77V78H73ZM77 77V78H76ZM87 77V78H86ZM114 77V78H113ZM117 77V78H116ZM156 77L158 79H156ZM194 77V78H193ZM204 77V79L202 78ZM82 78V79H81ZM112 78V80H111ZM139 78V79H138ZM159 78H160V81H159ZM168 78V79H167ZM198 78V80H197ZM226 78V79H227ZM240 78V79H239ZM78 79V80H77ZM89 79V80H88ZM95 79V80H94ZM103 79V81H102ZM117 79V80H116ZM151 79V80H150ZM154 79V80H153ZM156 79V81H155ZM174 79V80H173ZM192 79V80H191ZM202 79V80H201ZM262 79L259 80V82H261V84H264V81H263V78H260ZM67 80V81H66ZM94 80V81H93ZM98 80H99V83H98ZM164 80V82H163ZM167 80V81H166ZM169 80V81H168ZM200 80V81H199ZM92 81V82H91ZM97 81V83H96ZM102 81V82H101ZM118 81V82H117ZM135 81V82H134ZM140 84L139 85V83ZM147 82L144 83V82ZM194 81V82H193ZM213 81H215V79H213ZM102 84H101V83ZM129 84H128V83ZM180 82V83H179ZM182 82V83H181ZM184 82V83H183ZM187 82V83H186ZM137 83V84H135ZM144 83V84H143ZM149 83V84H148ZM191 85L189 86L188 85ZM200 83V85H199ZM230 82H226V84H229ZM97 86H96V85ZM135 84V85H134ZM197 86H196V85ZM260 84V85H261ZM93 85V86H92ZM95 85V87H94ZM100 85V87H99ZM119 85V86H118ZM122 85V86H121ZM176 85V86H175ZM193 85V86H192ZM126 86V87H125ZM188 86V87H187ZM192 86V87H191ZM201 86V87H199ZM262 87H264L263 85H261ZM108 87V88H107ZM118 87V88H117ZM121 87V88H120ZM125 87V88H124ZM177 87V89H175ZM196 87V88H195ZM95 88V89H94ZM182 88V89H181ZM189 89V90H185V89ZM193 88V89H192ZM200 88V89H199ZM202 88V89H201ZM79 89V90H78ZM84 89L86 90V92L84 91ZM104 89V90H103ZM110 89V90H109ZM174 91H173V90ZM196 89V90H194ZM199 89V91H198ZM219 89V90H218ZM264 89V88H263ZM118 90V91H117ZM179 90V91H178ZM184 90V92H183ZM194 90V91H193ZM200 90H201V93H200ZM203 90V91H202ZM210 90V92H209ZM72 91V93H71ZM75 91V93H74ZM91 91V93H90ZM100 91V92H99ZM175 91H176V94H175ZM178 91V92H177ZM193 91V92H192ZM213 91V92H212ZM217 91V93H216ZM251 91V90H250ZM78 92V93H77ZM84 92V93H82ZM106 94H105V93ZM113 92V91H112ZM118 92V93H119ZM173 92V94H172ZM199 92V93H198ZM209 92V93H207ZM87 93V94H86ZM99 93V94H98ZM170 93H171V96H170ZM182 93V94H181ZM191 93V94H190ZM249 93V92H247ZM253 94V92H250V94ZM256 93V92H255ZM65 94V95H64ZM112 94V93H111ZM114 94V92H113ZM166 94V95H167ZM175 94V95H174ZM186 94V95H184ZM196 94H197V97H196ZM202 96H201V95ZM206 94V95H205ZM208 94V96H207ZM210 94V95H209ZM249 96L246 94V96L244 94L241 95L242 97V100L241 98H239V102L238 103H235V102H232V104L227 108V111L223 112V116H220L217 121L213 124V125H209L207 127H203L201 128V131L200 129H198V131L195 129H189V130H185L183 133H181L178 138L180 140H182L181 144H183L185 146V144L187 145V141L189 140V138H192L193 136L196 137V141H198V138H199V150L198 148L195 149V153H194V156L193 157H188L186 159H184L183 163H180V167H179V164L177 165L179 167V169H176V171L172 172L171 174L169 173L168 175L164 176V177H159L158 179H155L152 183H149V184H145V186L143 187H135L133 188L132 186H126L125 188L122 189L121 192H119L118 196H117V199H116V203H115V206L114 208L111 209L110 213L108 214V218H106L107 220H105V231L106 232H110L112 230V232L116 231L118 235V240L120 242H122V245H121V249L118 250L116 256L114 258H112V260H109V261H112L110 263H108L109 261L107 262H104L105 264H136V263H139V260H140V257L146 252L147 249H154L153 252H156L160 250L164 251V249L168 252L170 250V248H175L177 247V243L178 245L182 244L183 242L185 241H188V238L189 240L194 236V237H197L199 238L201 241L197 242L195 244L194 247H192L190 250H184V252H182L178 258H175L174 260L170 261V262H165L164 264H263L264 263V209L261 214H253V217H251L252 215H249L246 217L244 215V217H239L240 214L242 213L244 207L246 206V204H249L247 205L248 207H251L250 206V202L252 204V206L254 205V203L252 201H254L256 198L254 197L255 195H260L263 194L261 196V198H264V109H261L259 106V108H257V106L260 104L261 105V102L259 101L260 99L259 98H255L257 97L258 95L254 96L253 95H250ZM74 95V96H73ZM90 95V97H89ZM181 95V97H180ZM185 97H184V96ZM76 96V97H75ZM170 96V98H168ZM173 96V97H172ZM192 96V97H191ZM213 96V97H212ZM86 97V98H85ZM179 97V98H178ZM54 98V99H53ZM72 99L71 100H69ZM77 98V99H76ZM173 98V99H172ZM181 98V99H180ZM186 98V99H184ZM206 98V99H205ZM53 99V100H52ZM68 99V100H67ZM79 99H80V102H79ZM121 99V100H120ZM123 99V100H122ZM126 99V101H125ZM145 99V101L143 100ZM176 99V100H175ZM178 99V100H177ZM192 99V100H191ZM259 99V100H257ZM58 100V101H57ZM66 100V101H65ZM87 100V99H86ZM149 100V99H148ZM147 100V101H148ZM170 100H171V104L170 103ZM57 101V103H56ZM70 101V102H68ZM123 101V102H122ZM144 101V102H143ZM173 101V102H172ZM191 101V102H190ZM241 101V102H240ZM245 101V103H244ZM74 102L72 104H74ZM126 102V103H124ZM178 102V103H177ZM181 102V103H180ZM256 102V103H255ZM259 104H258V103ZM63 103V104H62ZM70 103V104H68ZM187 103V104H188ZM233 103H235V106H233ZM240 103V104H239ZM255 103V104H254ZM120 104V105H118ZM124 104V106L122 105ZM130 104V102H129ZM144 104V105H143ZM166 104V105H165ZM178 104V105H177ZM185 104V103H184ZM257 104V105H256ZM65 105V106H67ZM111 105V107H110ZM122 105V106H121ZM155 105V106H153ZM170 105V106H168ZM60 106V107H61ZM128 106V107H127ZM133 107L132 109L129 110V108ZM148 106V107H147ZM150 106V108H149ZM152 106V107H151ZM162 108H161V107ZM40 107V108H39ZM50 107V108H49ZM63 107V106H62ZM114 107V109H113ZM116 107V108H115ZM157 107L160 109L158 110ZM164 107V108H163ZM230 107L233 108V111L230 110ZM254 107V108H253ZM120 108V110H121ZM125 108V109H126ZM141 108H144V109H141ZM152 108H156V109H153ZM124 109V108H122ZM148 109V110H146ZM238 109V110H237ZM30 111L32 110L31 108L29 109ZM28 110V111H29ZM42 110V109H41ZM135 110V111H134ZM138 110V111H136ZM144 112H142V111ZM150 110V111H149ZM156 110V111H155ZM159 112H158V111ZM230 110V111H229ZM254 110V111H253ZM260 110V111H259ZM141 111V112H140ZM146 111V112H145ZM164 111V110H163ZM237 111V112H236ZM242 111V112H241ZM134 112V113H133ZM140 114H139V113ZM233 112V114H232ZM235 112V113H234ZM241 112V113H240ZM27 113V112H26ZM138 113V114H136ZM144 113V114H143ZM227 113V114H226ZM130 114L132 116H130ZM136 114V115H135ZM160 114V113H159ZM237 114V115H236ZM254 114V115H253ZM263 114V115H261ZM247 115V116H246ZM260 115V116H259ZM22 116V115H21ZM21 116H19V118L17 119V121H21L23 120V116H22V119L20 118ZM150 116V117H148ZM259 116V117H258ZM106 117V115L104 116ZM148 117V118H147ZM227 117V118H226ZM236 117V118H235ZM132 118V119H133ZM221 118V119H220ZM242 118V119H241ZM20 119V120H19ZM223 119V120H222ZM263 119V120H261ZM242 120V121H241ZM247 120V121H246ZM257 120V121H256ZM131 121V120H130ZM240 122V123H238ZM243 122V123H242ZM252 122V123H251ZM258 122V123H257ZM263 122V123H262ZM129 124V123H128ZM131 124V125H130ZM124 128V130H120L118 133L116 132H112L114 135L112 136L110 133V135L108 137H106L104 140H103V143L106 142V145H109V144H114L115 142H119L120 140H122L123 138H125L126 135L129 134V131H131L130 128H132L131 126H133L132 124L134 123H131ZM234 124V125H233ZM256 124V126H255ZM223 125V126H222ZM233 125V126H232ZM11 127V130H13L16 126H17V123H12L9 125ZM7 126L6 128H9V129H6L4 130V132H7L9 131L10 133V127ZM15 126V127H13ZM225 126V127H224ZM248 126V127H247ZM129 127V128H128ZM139 127V126H138ZM260 127V129H259ZM127 128V129H126ZM221 128V129H220ZM247 128V129H246ZM130 129V130H129ZM232 129V130H231ZM250 129V130H249ZM128 130V132L126 131ZM193 130V131H192ZM235 130V131H234ZM256 130V131H255ZM227 131V132H226ZM245 131V132H244ZM253 131V132H252ZM124 132V133H123ZM126 132V133H125ZM189 132V133H188ZM200 132H201V135L200 136ZM235 132V133H234ZM248 132V133H247ZM261 132V133H260ZM195 133V134H194ZM205 133V134H204ZM210 133V134H209ZM116 134V136H115ZM124 134V135H123ZM231 134V135H230ZM236 134H238L236 136ZM244 134V135H242ZM258 134V135H257ZM191 135V136H190ZM196 135V136H195ZM215 135V136H214ZM222 135V136H221ZM233 135V136H232ZM242 135V136H241ZM253 135V136H252ZM263 135V136H262ZM187 136V137H186ZM190 136V137H189ZM197 136H199L197 138ZM87 137V138H86ZM86 137L84 138V140L80 139L81 141L80 142V148L82 147V149L79 148V145H77V147L74 149L72 148L71 151H68L70 150V148L67 150L68 151V161H71L70 164L71 166H69V162L66 164V166L68 165L69 168L72 167L76 162H77V159H79V157L83 156L85 152H88L90 151V149H92L93 147L91 146H94L92 145V135H89V138H88V135H86ZM91 137V138H90ZM118 137V139L116 138ZM223 137V138H222ZM234 137V138H233ZM255 137V138H254ZM188 138V139H187ZM86 139V141H85ZM88 139V140H87ZM109 139V140H107ZM178 139V141H179ZM187 139V140H186ZM204 139V140H202ZM206 139V140H205ZM225 139V140H224ZM238 139V140H237ZM263 139V140H262ZM91 140V141H90ZM211 140V141H210ZM241 140V141H240ZM262 140V141H261ZM91 143V145L89 144V142ZM105 141V142H104ZM185 141V142H183ZM259 143H258V142ZM261 141V142H260ZM78 142V143H79ZM82 142V144H81ZM87 142V144L85 143ZM110 142V143H109ZM219 142V143H218ZM239 142V143H238ZM248 142V143H247ZM253 142V143H252ZM109 143V144H107ZM178 143V142H177ZM180 143V141H179ZM185 143V144H184ZM263 143V144H262ZM89 144V145H88ZM180 144V145H181ZM232 144V145H231ZM236 144V145H235ZM257 144V146H256ZM259 144V145H258ZM261 144V145H260ZM82 145V146H81ZM88 145V146H87ZM207 147H206V146ZM84 146V147H83ZM87 146V147H86ZM182 146V145H181ZM211 146V148H210ZM227 146V147H226ZM249 146V147H248ZM90 147V148H88ZM256 147V148H255ZM89 150H88V149ZM237 148V149H236ZM248 148V149H247ZM258 148V149H257ZM76 149V151H75ZM86 149V151L84 150ZM239 149V150H238ZM73 152L75 151L76 152V155L75 153H71L72 157L70 158V152ZM80 150V151H79ZM243 150V152H242ZM257 150V151H256ZM193 151V152H194ZM211 151V152H210ZM230 151V153L228 152ZM238 151V152H237ZM245 151V152H244ZM80 152H82L81 154H79ZM198 152V153H197ZM203 152V153H202ZM224 152V153H223ZM227 152V153H226ZM232 152V153H231ZM252 152V153H251ZM78 153V155H77ZM242 153V154H241ZM254 153V154H253ZM193 154V153H192ZM201 154V155H200ZM211 154V155H210ZM240 154V155H239ZM246 154V155H245ZM258 154V155H257ZM75 155V156H74ZM218 155V156H217ZM256 155V156H255ZM78 156V157H77ZM217 158H216V157ZM220 156V158H219ZM233 156V157H232ZM254 156V157H253ZM261 156V157H260ZM80 157V158H81ZM243 157V158H242ZM247 157V158H246ZM260 157V158H259ZM71 160H70V159ZM200 158V159H199ZM214 158V159H213ZM227 158V159H226ZM230 158V159H229ZM246 158V159H245ZM74 159V160H73ZM217 159V160H216ZM207 160V161H206ZM227 160V161H226ZM232 160V161H231ZM246 160V162H245ZM261 160H263L261 162ZM190 161V162H189ZM206 161V162H205ZM213 161V162H212ZM223 161V163H221ZM257 161V162H256ZM260 161V162H259ZM182 162V161H181ZM189 162V163H188ZM196 162V163H195ZM200 163V164H199ZM231 163V164H230ZM241 163V164H240ZM262 163V164H261ZM184 164V165H183ZM187 164V165H186ZM218 164V165H217ZM223 164V165H222ZM208 165V166H207ZM215 167H214V166ZM47 167H49L48 165L45 164V169H44V165L43 166H40V168H38L39 166H36L33 169L29 168L31 170V172L29 171V169L27 170V167L24 171V169H19L17 171H12L10 174H6L4 175L5 173H3L2 175H0V178L2 177V180L0 179V193L8 190V189H11L15 186L20 185H23L25 184V182L31 180V178H35L36 176H48L50 175V170L48 169V171L46 170ZM212 166V167H211ZM235 166V167H233ZM237 166V167H236ZM177 167V168H178ZM197 167V168H196ZM210 167V168H209ZM222 167V168H220ZM241 167V168H240ZM41 168H43L41 170ZM68 168V167H67ZM190 168V169H189ZM200 168V169H198ZM225 170H224V169ZM230 170H229V169ZM244 168V169H243ZM64 168H59V171L63 170ZM66 169V168H65ZM192 169H195L192 171ZM207 169V170H206ZM216 169V170H214ZM240 169V170H239ZM20 170H23L22 172H20ZM53 173H55V169H52ZM213 170V171H212ZM28 171V172H26ZM33 171V172H32ZM37 171V172H36ZM42 171V172H41ZM182 171V172H180ZM256 171V172H255ZM14 172V173H13ZM19 174H15V173H18ZM24 172V174H23ZM39 172V173H38ZM46 172V173H45ZM51 172V175L53 174ZM189 172V174H188ZM192 172V173H191ZM194 172L196 174H194ZM207 172V174H206ZM214 172V173H213ZM239 172V173H238ZM254 172V173H253ZM28 173V174H27ZM32 175H29L31 174ZM198 173V174H197ZM201 173V174H200ZM237 173V174H236ZM191 174V175H190ZM213 174V175H212ZM227 174V175H225ZM242 174V175H241ZM13 175V176H12ZM17 175V176H15ZM22 175V176H21ZM36 175V176H34ZM50 175V176H51ZM182 175V176H180ZM209 175V177H208ZM225 175V176H224ZM236 175V176H235ZM240 175V176H239ZM247 175V176H246ZM181 178H180V177ZM196 176V178H195ZM205 176V177H203ZM232 176V177H230ZM253 176V177H252ZM26 177V178H25ZM30 177V178H29ZM36 177V178H37ZM207 177V178H206ZM212 177V178H211ZM241 177V178H240ZM246 177V178H245ZM263 177V178H262ZM5 178V179H4ZM22 178V179H21ZM25 178V179H24ZM29 178V179H28ZM39 178V177H38ZM163 178V179H162ZM173 178V179H172ZM176 178V179H175ZM186 178V179H185ZM192 178V180H191ZM195 178V179H194ZM217 178V179H216ZM241 181H239L240 179ZM21 179V180H20ZM179 179V180H178ZM203 179V180H202ZM209 179V180H208ZM228 179V180H227ZM237 179V180H236ZM263 179V180H261ZM187 180H189L188 182H186ZM215 180V181H214ZM251 180V181H250ZM13 181V182H12ZM21 181V182H20ZM170 181V182H169ZM179 181V182H178ZM203 181V182H202ZM227 181H229L227 183ZM233 183H232V182ZM236 181V183H235ZM239 181V182H238ZM245 181V182H244ZM248 181V182H247ZM3 182V183H2ZM190 182V183H189ZM193 182V183H192ZM201 182V183H200ZM208 182V183H207ZM211 182V183H210ZM251 182V183H250ZM13 183V184H12ZM172 183V184H171ZM177 183V185H176ZM181 183V184H179ZM217 183V184H216ZM235 183V184H234ZM240 183V184H239ZM246 185H245V184ZM4 184V185H3ZM12 184V185H11ZM171 184V185H170ZM183 184V185H182ZM187 184V185H186ZM227 184V185H226ZM229 184V185H228ZM253 184V185H252ZM260 184V185H259ZM175 185V186H174ZM226 185V186H225ZM231 185V186H230ZM236 185V186H234ZM245 185V186H244ZM10 186V187H9ZM157 186V187H155ZM217 186V187H216ZM233 186V187H232ZM255 186V187H254ZM8 187V188H6ZM132 187V188H130ZM161 187V188H160ZM169 187V188H167ZM209 187V188H208ZM229 187V189H228ZM231 187V188H230ZM6 188V189H5ZM183 188V189H182ZM217 188V189H216ZM219 188V189H218ZM223 188V189H222ZM225 188V189H224ZM227 188V189H226ZM247 188V189H246ZM252 188V189H251ZM3 189V190H2ZM134 189V191L132 190ZM161 189L163 191L164 195L162 192H161ZM182 189V190H181ZM240 189V190H239ZM255 189V190H254ZM146 190V191H145ZM159 190V191H158ZM168 190V191H166ZM189 190V191H188ZM130 191V192H129ZM200 191V192H199ZM223 191V192H222ZM229 191V192H228ZM237 191V193H236ZM128 192V193H127ZM133 192V197L132 198H135L136 196H139L140 193L141 195L139 197H136V198H143L146 196V193L150 192L152 195H154L155 197H157L158 195L161 197H171V200H172V204H176L177 201H181V200H187V204L188 203H192V202H198V201H203V202H206L205 204V209L202 208L201 211L197 212V214L195 216L192 217V219L190 218L185 220V221H182V222H173L172 219L167 221V219L164 218V216L162 215V209L160 208L161 206H157V203L155 204V206L152 207V210L150 209L148 214L144 213V215H138L136 213L132 214L133 212L131 211V207L132 206V203H129L131 202V193ZM136 192V194H134ZM187 192V193H186ZM222 192V193H221ZM159 193V194H158ZM221 193V195L219 194ZM233 193V194H231ZM144 194V195H143ZM170 194V196H169ZM173 194V195H172ZM187 194V195H186ZM190 194V195H189ZM241 194V195H240ZM124 195V197H123ZM143 195V196H142ZM168 195V196H167ZM192 195V196H191ZM213 195V196H212ZM216 195V196H215ZM219 195V197H218ZM237 195V196H236ZM158 198H161L159 197ZM179 196V197H178ZM211 196V197H210ZM224 196V197H223ZM189 197V198H188ZM207 197V198H206ZM217 197V199H216ZM229 197V199H228ZM238 197V198H237ZM242 197V198H241ZM219 198V199H218ZM255 198V199H254ZM198 199V200H197ZM215 199V201H214ZM227 199V200H226ZM237 199V200H236ZM124 200V201H123ZM127 200V201H126ZM130 200V201H129ZM209 200V201H208ZM126 201V202H125ZM156 202H158V204L160 203L159 201H157V199H155ZM256 201V200H255ZM121 202V203H120ZM128 202V203H127ZM195 202V203H196ZM208 202V203H207ZM211 204H210V203ZM230 202V203H229ZM222 203V204H221ZM130 206H129V205ZM172 204H171V207H172ZM218 204V205H217ZM225 205V206H224ZM119 206V207H118ZM210 206V207H209ZM235 206V207H234ZM246 206V207H247ZM116 207V208H115ZM209 207V208H208ZM239 207V208H238ZM156 208V209H155ZM235 208V209H234ZM241 208V209H240ZM204 209V211H203ZM229 209V210H228ZM247 208H245L244 210H246ZM113 210V211H112ZM211 210V211H210ZM161 211V212H160ZM122 212V213H121ZM132 212V213H131ZM207 212V213H206ZM237 212V213H236ZM240 212V213H239ZM125 213V214H124ZM115 214V215H114ZM124 214V215H123ZM143 214V213H142ZM200 214V215H199ZM209 214V215H208ZM216 214V215H215ZM235 214V215H234ZM132 215V216H131ZM136 217H134V216ZM158 215V217H157ZM206 215V216H205ZM219 215V216H218ZM232 217H231V216ZM258 215V216H256ZM208 216V217H207ZM236 216V217H235ZM124 217V218H123ZM138 217V219H137ZM157 217V218H156ZM205 217V218H204ZM215 217V218H214ZM222 217V218H221ZM114 218V219H113ZM122 218V219H121ZM151 218V219H150ZM161 218V219H160ZM221 218V219H220ZM231 218V221L229 220ZM262 218V219H261ZM86 219V218H85ZM159 219V220H158ZM197 219V221H196ZM242 221H241V220ZM256 219V220H255ZM258 219V220H257ZM120 220V221H119ZM199 220V221H198ZM204 220V221H203ZM222 220V221H221ZM263 220V222H261ZM113 221V222H111ZM135 223H134V222ZM148 221V222H147ZM202 221V222H201ZM229 221V222H228ZM237 221V222H236ZM109 222V223H108ZM192 222V223H190ZM244 222V223H243ZM124 223V224H123ZM132 223V224H131ZM197 223V224H196ZM199 223V224H198ZM202 223V224H201ZM227 223V224H226ZM258 223V225H257ZM141 224V225H140ZM151 224V225H150ZM153 224V225H152ZM164 224V225H163ZM173 224V226H172ZM223 224V226H222ZM236 225V227H234ZM242 224V225H241ZM248 224V225H247ZM169 225V226H168ZM194 225V226H193ZM197 225V226H196ZM213 225V226H212ZM117 230H116V228ZM119 226V227H118ZM122 226V227H121ZM165 226V227H164ZM181 226V227H180ZM186 226V227H185ZM221 226V228H220ZM225 226H226V230H225ZM240 226V227H239ZM244 226V227H243ZM248 226V228H247ZM6 227V226H5ZM129 229H128V228ZM145 227V228H143ZM152 227V228H151ZM170 227V228H169ZM174 227V228H173ZM179 227V228H178ZM198 227V228H197ZM206 227V228H205ZM213 227V228H212ZM219 227V228H218ZM232 227V228H231ZM256 227V228H255ZM120 228V229H119ZM124 228V230H123ZM131 228V229H130ZM161 228V229H160ZM168 228V229H167ZM176 228V229H175ZM200 228V229H199ZM209 228V230L207 229ZM217 228H218V232H217ZM245 228V230H244ZM160 229V230H159ZM194 229V230H192ZM222 229V230H221ZM235 229V230H234ZM126 230V231H125ZM147 230V231H146ZM152 230V231H151ZM166 230V231H165ZM177 230V231H175ZM181 230V231H180ZM187 230V231H186ZM205 230V231H204ZM251 230V231H250ZM123 231V232H122ZM151 231V232H150ZM158 231V232H157ZM161 231V232H160ZM172 231V232H170ZM194 231V232H193ZM206 233H204V232ZM258 231V232H257ZM113 232V233H114ZM115 232V233H116ZM136 232V233H135ZM183 232V233H182ZM200 232V234H199ZM215 232V234H214ZM230 232V234H229ZM263 234H261V233ZM144 233L146 234H149L151 235V239L149 242L151 243H147V246L146 245H143L141 247L139 246H136L134 247V242L135 240H137L138 238L142 237V235H144ZM151 233V234H150ZM155 233V234H154ZM161 233V234H159ZM168 233V234H167ZM174 233V234H173ZM179 233V234H178ZM194 233V234H193ZM198 233V234H197ZM213 233V234H212ZM245 235H244V234ZM249 233V234H248ZM122 234V235H121ZM142 234V235H141ZM167 234V235H165ZM191 236H189V235ZM196 234V235H195ZM222 234V235H221ZM234 234V235H233ZM239 234V235H238ZM261 234V235H260ZM134 235V236H133ZM162 235V236H161ZM169 235V236H168ZM205 235V236H203ZM248 235V237H247ZM153 236V237H152ZM159 236V237H158ZM184 236V237H183ZM200 236V237H199ZM216 236V238H215ZM227 236V237H226ZM256 236V237H255ZM137 237V238H136ZM165 237V239H164ZM193 237V238H194ZM241 237V239H240ZM179 238V239H178ZM182 238V239H180ZM221 238V239H220ZM245 238V239H244ZM168 239V240H167ZM209 239V240H208ZM219 241H218V240ZM234 239V241H233ZM124 240V241H123ZM161 240V242H160ZM175 240V241H174ZM180 242H179V241ZM261 240V241H260ZM128 241V242H127ZM155 241V242H154ZM168 241V242H167ZM183 241V242H182ZM228 241V242H227ZM241 241V242H240ZM170 242V243H169ZM211 242V243H210ZM235 242V244H234ZM157 243V244H155ZM164 243V244H163ZM176 245H174V244ZM200 243V244H198ZM233 243V244H232ZM244 243V244H243ZM212 244V245H211ZM239 244V245H238ZM172 245V246H171ZM205 245V246H204ZM226 245V246H225ZM230 245V246H229ZM249 245V246H248ZM128 246V247H127ZM165 246V247H164ZM221 246V247H220ZM243 246V247H242ZM253 246V247H251ZM124 247V248H123ZM148 247V248H147ZM206 247V248H205ZM211 247V248H210ZM215 247V248H214ZM238 247V248H237ZM242 247V248H241ZM133 248V249H132ZM138 248V249H137ZM143 248V249H142ZM163 248V249H162ZM194 248V249H193ZM198 248V249H197ZM221 248V249H220ZM250 248V249H249ZM193 249V250H192ZM196 249V250H195ZM209 249V250H208ZM223 249V250H222ZM230 249V250H229ZM122 250V251H121ZM216 250V251H215ZM251 250V251H249ZM260 252H259V251ZM129 251V252H128ZM149 251V250H147ZM161 251V252H162ZM165 251V253H166ZM194 251V252H193ZM198 251V252H197ZM202 251V252H200ZM208 251V252H207ZM221 251V252H220ZM231 251V252H230ZM233 251V252H232ZM235 251V252H234ZM253 251V252H252ZM255 251V252H254ZM133 252V253H132ZM160 252V253H161ZM207 252V253H206ZM249 252V253H248ZM120 255H119V254ZM155 254V256L157 255L158 256V253ZM159 253V256L158 258L160 257V254ZM164 253V252H163ZM162 253V254H163ZM193 253H194V256H193ZM203 253V254H202ZM215 253V254H214ZM238 253V254H237ZM146 254V253H145ZM206 254V255H205ZM245 254V255H244ZM249 254V255H248ZM262 254V255H261ZM141 255V256H140ZM214 255V256H213ZM221 255V256H220ZM229 255V257H228ZM237 255V256H236ZM239 255V256H238ZM247 255V256H246ZM253 255V256H252ZM153 256V259L154 260V257ZM157 256L155 257L156 260L153 261V263L155 262L156 264V261H157ZM162 256V255H161ZM203 256V258H202ZM212 256V257H211ZM235 256V257H234ZM245 256V257H244ZM251 256V257H250ZM257 256V257H256ZM123 257V258H122ZM194 257V258H193ZM198 257V258H197ZM234 257V258H233ZM238 257V258H237ZM250 257V259H249ZM255 259H254V258ZM262 257V258H261ZM121 258V259H120ZM196 258V259H195ZM202 258V259H201ZM240 258V259H239ZM248 258V259H247ZM258 258V259H257ZM57 259V258H55ZM177 259V260H176ZM180 259V260H179ZM224 259V260H223ZM238 259V260H237ZM243 259V260H242ZM253 259V260H252ZM159 260V259H158ZM202 260V261H201ZM214 262H213V261ZM262 260V261H260ZM91 261V262H90ZM85 260L83 261L81 264H97L95 260V263L92 261V260ZM161 260H159V263H160ZM189 261V262H188ZM193 261V262H192ZM204 261V262H203ZM208 261V262H207ZM245 261L247 263H245ZM136 262V263H135ZM224 262V263H223ZM251 262V263H250ZM257 262V263H256ZM104 263H100V264H104ZM158 263V262H157ZM80 264V263H79ZM161 264V263H160Z\"/></svg>",
	"mask_w": 264,
	"mask_h": 264
}]
</instances>
